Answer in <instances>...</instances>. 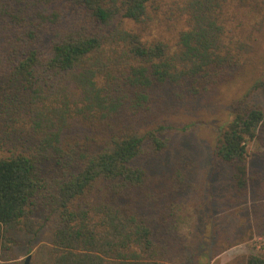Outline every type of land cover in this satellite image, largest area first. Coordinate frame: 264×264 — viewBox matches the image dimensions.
<instances>
[{
	"label": "trees",
	"instance_id": "obj_1",
	"mask_svg": "<svg viewBox=\"0 0 264 264\" xmlns=\"http://www.w3.org/2000/svg\"><path fill=\"white\" fill-rule=\"evenodd\" d=\"M263 31L264 0H0V110L25 138L0 156V264L12 232L45 229L49 264H172L176 197L197 166L173 137L194 124L149 121L240 82L212 154L264 237V174L248 160L264 132L249 103L264 99Z\"/></svg>",
	"mask_w": 264,
	"mask_h": 264
},
{
	"label": "rangeland",
	"instance_id": "obj_2",
	"mask_svg": "<svg viewBox=\"0 0 264 264\" xmlns=\"http://www.w3.org/2000/svg\"><path fill=\"white\" fill-rule=\"evenodd\" d=\"M258 41L259 50L264 52V31L258 36ZM245 86L240 82L205 98L171 105L165 115L149 121L148 125L164 122L178 128L194 124L185 133L173 137V146L190 150L187 160L196 162L197 166L188 175L185 190L176 197L178 200L174 206L177 212L173 220L176 228L173 235L167 234V237L170 236L175 246L177 244L184 249L181 254L177 252L170 258L172 264H239V259L235 258L264 256V237L255 235L252 227L251 196L234 202L229 200L232 199L229 168L215 160L212 154L218 127L230 120L232 100L242 95ZM3 92L0 89L1 100ZM249 103L264 111L261 94L256 93ZM12 122L0 110V156L8 155V150H22L25 138L15 132L17 129L11 127ZM248 152L250 166L264 174V132L260 140L249 143ZM166 162L167 157L162 164L156 162L154 166L160 168ZM11 236L15 242L14 259L7 264H24L28 256L27 264H49L52 258L49 229L36 237L24 232H12ZM221 251L224 252L216 256Z\"/></svg>",
	"mask_w": 264,
	"mask_h": 264
},
{
	"label": "water",
	"instance_id": "obj_3",
	"mask_svg": "<svg viewBox=\"0 0 264 264\" xmlns=\"http://www.w3.org/2000/svg\"><path fill=\"white\" fill-rule=\"evenodd\" d=\"M29 256L26 258V260H25V262H24V264H27L28 263V261H29Z\"/></svg>",
	"mask_w": 264,
	"mask_h": 264
}]
</instances>
